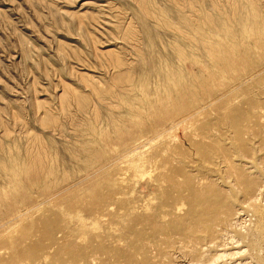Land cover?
Masks as SVG:
<instances>
[{
    "label": "rangeland",
    "instance_id": "1",
    "mask_svg": "<svg viewBox=\"0 0 264 264\" xmlns=\"http://www.w3.org/2000/svg\"><path fill=\"white\" fill-rule=\"evenodd\" d=\"M262 77L264 0H0V264L209 263L245 196L207 242L173 227L236 189L247 126L264 147ZM245 245L264 259V233Z\"/></svg>",
    "mask_w": 264,
    "mask_h": 264
},
{
    "label": "bare ground",
    "instance_id": "2",
    "mask_svg": "<svg viewBox=\"0 0 264 264\" xmlns=\"http://www.w3.org/2000/svg\"><path fill=\"white\" fill-rule=\"evenodd\" d=\"M237 4V3H235ZM250 41V40H248ZM257 42V41H256ZM253 71V70H252ZM253 73V72H252ZM236 74V73H235ZM261 74V73H260ZM262 76V75H261ZM246 77V76H245ZM244 76L239 78L237 81L239 83L242 82V79L245 78ZM264 78V77H262ZM234 79V78H233ZM250 79V77H249ZM259 80V79H258ZM258 80H256L258 82ZM261 80V78H260ZM255 81V83H256ZM253 82V81H252ZM246 83V82H245ZM250 84V83H248ZM258 83H256L255 85H257ZM244 85V83H243ZM247 85V84H246ZM253 85V84H251ZM242 85H240L241 87ZM250 86V85H249ZM248 87V85H247ZM244 88V87H243ZM249 88V87H248ZM228 87L226 86H222L221 89L218 90V92L216 93H213L211 95H209L206 99L204 100H201L197 103H195V108L194 111H193V114L197 117V120L204 116L206 114V112L208 111L209 112V108H213L212 106L210 107V105H213V103L215 102V100L217 99L218 97V94H222V95H225L228 91ZM242 89V88H241ZM245 89V88H244ZM253 89V88H252ZM237 90V89H236ZM247 90V89H246ZM249 90V89H248ZM235 91V90H234ZM252 91V90H251ZM261 91V90H260ZM250 92V91H249ZM205 93V92H204ZM234 93V92H233ZM232 93V94H233ZM248 93V92H247ZM229 94V93H228ZM227 94V95H228ZM239 94V93H238ZM221 95V96H222ZM231 95V94H230ZM259 96V95H258ZM223 97V96H222ZM225 97V96H224ZM223 97V98H224ZM226 98V97H225ZM228 98H229V95H228ZM259 98V97H258ZM194 100V99H193ZM219 100V98H218ZM220 100H222V98H220ZM226 100V99H225ZM240 100V98H239ZM254 100V99H253ZM261 100V99H259ZM223 101V100H222ZM230 101V99H229ZM220 102V101H219ZM218 103V101H217ZM226 106V105H225ZM235 106V105H234ZM227 107V106H226ZM252 107V106H251ZM219 108V107H218ZM232 108V107H231ZM184 109V108H183ZM191 109V108H190ZM220 109V108H219ZM224 109V107H223ZM226 109V108H225ZM230 109V108H229ZM228 110V108L226 109ZM226 110L224 112H226ZM229 111V110H228ZM220 113V111H218ZM223 112V111H222ZM221 112V113H222ZM209 114V113H208ZM224 114V113H223ZM226 114V113H225ZM224 114V116H225ZM230 114V113H229ZM259 114V113H258ZM223 116V117H224ZM248 116V115H247ZM194 117V116H193ZM223 117L221 119H223ZM228 117V116H227ZM210 118V116H209ZM226 118V117H225ZM224 118V119H225ZM247 118V117H246ZM263 118L261 117V115H256V118L255 120L258 121L259 119V122L260 119ZM205 119V118H204ZM248 119V118H247ZM228 120V118H227ZM225 120V121H227ZM253 120V119H252ZM204 121V120H203ZM221 121V120H220ZM223 122V123H226V122ZM247 121V120H246ZM209 122V121H208ZM251 122V121H248V123ZM201 123V122H199ZM247 123V124H248ZM197 124V123H196ZM251 124V123H250ZM198 125V124H197ZM222 125V124H221ZM220 125V126H221ZM249 125V124H248ZM196 126V125H195ZM231 126V125H230ZM250 126V125H249ZM224 127V126H222ZM213 128V127H212ZM208 129L207 132L208 133H213V130L214 129ZM229 128V127H228ZM252 127H246L244 130H245V135H247V137L245 136L248 140L245 142V158L246 160H248L247 162H245V167L242 166V164L240 166H238L239 164L236 163L237 167L238 168H241L240 171H244V176L241 178L239 177H235L233 176V181H232V186L233 188H236V189H231L230 191V194H228L227 196H223V195H218L216 196V194L212 197H207V198H202L198 201L195 202V204H200L201 206L199 207V211H197L196 213H190L189 216L187 217L188 220L191 221V226H188L186 228H177L176 226H174V230L175 231H178V233L182 236H190L191 238L197 240H205L207 237L209 239V236L210 234L212 233V227H211V220H212V217H214L215 215L217 216V212H219V210L223 209L225 214H228L230 213L231 211H233L234 208H237L239 205H240V202H241V197L244 198L243 196H245V199L244 201L242 202V205L243 206H239V208L237 210H235L234 213H231L229 214L230 217L229 219H226L223 221L222 225L219 227L218 229V235H219V238L217 240H213L209 243H207V246L203 247L201 246V248H198V251L199 253H201L200 256H204L202 255L203 253H209V252H213L214 253V256L212 258L211 256V260L209 263H206V264H220V262H222L223 264H264V259H263V256H262V253L259 251V249H257L259 252L256 253L255 256H251V255H248L247 256V252L248 250L246 249H242L243 245H245V241L248 237H252V235L256 234L258 236L262 235L264 233V157H259V156H255V152H256V155L257 153L260 152V149H264V147L260 146V147H256L258 148L257 151L255 149V152H254V149L251 145V142H252V136L253 134L251 133V129ZM221 130V129H220ZM226 130V129H224ZM223 131V130H221ZM227 131V130H226ZM217 132V131H216ZM227 134V133H226ZM233 134V132L231 133ZM168 135V134H167ZM216 135V134H215ZM230 135V134H228ZM256 135V134H255ZM259 135V134H258ZM263 135V134H261ZM226 136V135H225ZM234 136V134H233ZM242 136V137H243ZM196 137V136H195ZM199 137V136H198ZM202 137V136H201ZM216 137V136H215ZM220 136H217V138L219 139ZM216 138V139H217ZM230 138V136H229ZM256 138V137H254ZM164 139V138H163ZM204 139V138H203ZM212 139V138H211ZM214 139V138H213ZM231 139V138H230ZM242 139V138H241ZM240 139V140H241ZM244 139V138H243ZM261 139V138H260ZM264 139V138H262ZM261 139V140H262ZM227 140V138H226ZM233 140V139H232ZM256 140V139H254ZM169 141V140H168ZM245 140L242 141L241 145L243 144ZM263 141V140H262ZM130 142V141H129ZM136 142V141H135ZM218 142V140H217ZM223 142V141H221ZM219 141V145L221 144V147H222V143ZM227 142V141H226ZM233 142V141H232ZM258 142V141H257ZM191 143V142H190ZM163 144V143H162ZM183 144V143H182ZM211 144V143H210ZM259 144V142L257 143ZM256 144V145H257ZM190 145V144H189ZM192 145V144H191ZM202 145V144H201ZM204 145V144H203ZM214 145V144H213ZM212 145V146H213ZM218 145V144H217ZM217 145H214V146H217ZM229 145V144H228ZM237 146V144H235ZM234 145V147H235ZM260 145V144H259ZM263 145V144H262ZM138 147V146H137ZM193 147V146H192ZM195 147V146H194ZM224 147V146H223ZM227 147V145H226ZM233 147V148H234ZM239 146H237L238 148ZM242 147V146H241ZM244 147V146H243ZM242 147V148H243ZM255 147V146H254ZM214 148V147H213ZM219 148V146H218ZM228 148V147H227ZM205 149V148H203ZM216 149V147L214 148ZM222 150V148H220ZM135 150V149H134ZM206 150V149H205ZM217 150V149H216ZM220 150V151H221ZM228 150V149H227ZM230 150V149H229ZM239 150H241L239 148ZM242 149V151L240 153H242L244 151ZM172 151V150H171ZM207 151V150H206ZM205 151V152H206ZM214 151V150H213ZM218 151V150H217ZM219 151V153H220ZM135 152V151H134ZM138 152V151H137ZM208 152V151H207ZM210 152V151H209ZM222 152V151H221ZM127 153V152H126ZM125 153V154H126ZM133 153V152H132ZM202 153V152H201ZM218 153V152H217ZM226 153V152H225ZM172 154V153H171ZM200 154V153H199ZM216 154V153H215ZM221 154V153H220ZM223 154V152H222ZM227 154V153H226ZM233 156H234V152L231 153ZM264 154V153H263ZM150 155V154H149ZM182 155V154H181ZM193 156V155H192ZM217 156V155H215ZM213 155V157H215ZM223 156H228V155H224ZM262 156V155H261ZM126 157V156H125ZM179 157V156H178ZM197 157V155H196ZM219 157V156H217ZM227 158V157H226ZM225 158V159H226ZM229 158V157H228ZM235 158V157H234ZM237 158H238V155H237ZM236 158V159H237ZM241 158V157H240ZM123 159V158H122ZM125 159V158H124ZM144 156H138V158L136 157V159H133V161L130 163V165H132L135 169V171H139L138 169L142 168V165L145 163V160H144ZM185 159V158H184ZM187 159V158H186ZM190 159V158H189ZM204 159V158H203ZM209 159H212L211 157ZM219 159V158H218ZM224 159V158H223ZM243 159H244V156H243ZM121 160V159H119ZM159 160V158H158ZM213 160V159H212ZM232 160V158L229 159V161ZM177 161V160H176ZM184 161V160H183ZM192 161V160H191ZM216 161V160H215ZM234 161V160H232ZM242 161V159H241ZM263 161V162H262ZM182 162V161H181ZM195 162V161H194ZM205 162V161H204ZM203 162V163H204ZM212 162V161H211ZM220 163V161H218ZM217 162V163H218ZM237 162V161H235ZM110 163V162H109ZM179 163V162H178ZM200 163V162H199ZM207 163V162H206ZM213 163V162H212ZM216 163V164H217ZM225 163L227 164L226 160H225ZM140 164V165H139ZM169 164V163H168ZM181 164V163H180ZM194 164V163H193ZM215 164V162L213 163ZM223 164V162L221 163V165ZM146 165V164H145ZM201 165V164H200ZM212 165V164H211ZM219 165V168L220 166ZM250 165V167L248 166ZM123 166V165H122ZM125 166V165H124ZM131 166V168H132ZM168 166V165H167ZM215 166V165H214ZM218 166V165H217ZM224 166V165H223ZM233 166L234 163H233ZM112 167V166H111ZM199 167V166H198ZM216 167V166H215ZM229 167V165H228ZM227 167V168H228ZM237 167L235 166L234 168H231L233 169H237ZM256 170L252 173V169L254 170L255 168ZM119 168V167H118ZM190 168V167H189ZM218 168V167H216ZM222 168V167H221ZM227 168L225 170H227ZM105 169V168H104ZM130 169V168H129ZM137 169V170H136ZM163 169V168H162ZM206 169V168H205ZM251 169V171H249ZM152 170V169H151ZM185 170V169H184ZM202 170V169H201ZM258 170V171H257ZM112 171V170H111ZM125 171V170H124ZM149 171V170H148ZM193 171V170H192ZM239 171V172H240ZM257 171V172H256ZM109 172V171H108ZM133 172V171H132ZM205 172V171H204ZM213 172V171H212ZM223 172V171H222ZM139 173V172H138ZM137 173V174H138ZM149 173V172H148ZM230 173V172H229ZM126 174V173H125ZM140 174V173H139ZM189 174V173H188ZM209 174V173H208ZM207 174V175H208ZM233 174V172H232ZM236 174V173H235ZM241 172L239 173V176H240ZM186 175V174H185ZM237 175V174H236ZM242 175V174H241ZM149 176V175H148ZM216 176V175H215ZM145 177V176H144ZM220 177L222 176H219L218 179H220ZM230 177V176H229ZM124 178V177H122ZM225 178V177H223ZM221 178V179H223ZM241 180H239V179ZM199 179V178H198ZM205 179V178H204ZM230 179V178H228ZM96 180V179H95ZM225 180V179H224ZM223 180V181H224ZM100 181V180H99ZM163 181V180H162ZM181 181V180H180ZM118 182V181H117ZM191 182V181H190ZM204 182V181H203ZM217 182V181H216ZM222 182V181H221ZM220 182V183H221ZM225 182V181H224ZM223 182V183H224ZM227 182V181H226ZM91 183V182H90ZM202 184V183H201ZM227 183H225L226 185ZM230 184V183H228ZM99 185V184H98ZM204 185V184H203ZM222 185V184H221ZM229 187V185H226V187ZM236 186V187H234ZM237 186L240 188L241 187V190H238L237 189ZM223 187V186H222ZM225 187V186H224ZM223 187V188H224ZM225 187V188H226ZM231 187V185H230ZM201 188V187H200ZM199 188V189H200ZM86 189V188H85ZM228 189V188H226ZM82 190V189H81ZM179 191V190H178ZM229 191V190H228ZM106 192V191H105ZM135 192V191H134ZM197 192V191H196ZM91 194V192H90ZM242 194V195H241ZM249 194V195H248ZM134 195V194H133ZM193 195V198L195 199V192L193 191L192 193ZM67 196V195H66ZM131 197V196H130ZM126 198V197H125ZM97 199V198H96ZM193 199V200H194ZM105 200V199H104ZM116 201V200H115ZM195 201V200H194ZM123 205L121 202L119 203V205ZM120 208V207H119ZM182 208V207H181ZM180 209V208H179ZM178 209V210H179ZM106 210V209H105ZM177 210V211H178ZM222 210V211H223ZM140 211V210H139ZM144 211V210H143ZM135 212V211H134ZM223 212V213H224ZM120 214V213H119ZM223 214V216L225 215ZM220 215V214H219ZM159 217V216H158ZM154 218V217H153ZM152 218V219H153ZM221 218V217H220ZM156 220V219H155ZM79 224L81 226H84V221L82 219L81 216H79ZM216 227V226H215ZM160 230V228H159ZM161 231V230H160ZM151 233V232H150ZM217 235V234H216ZM202 238V239H200ZM172 240V239H170ZM196 242H199L198 240ZM206 242H207V239H206ZM204 243V242H202ZM201 243V244H202ZM206 244V243H205ZM196 245V244H195ZM246 246V245H245ZM254 246V245H253ZM203 247V248H202ZM171 248V247H170ZM186 248V246H185ZM144 249V248H143ZM88 250V249H87ZM184 250V249H183ZM261 250V249H260ZM182 251V250H181ZM74 252V251H73ZM72 252V253H73ZM190 252V251H189ZM194 252V251H193ZM10 253V252H9ZM191 253V252H190ZM212 253V254H213ZM198 254V253H197ZM12 255V254H10ZM193 255V254H192ZM206 255V254H205ZM132 256V255H131ZM154 256V255H153ZM191 256V255H190ZM196 256V255H195ZM200 256L198 258H200ZM14 257V256H12ZM95 257V256H94ZM15 258V257H14ZM46 258V257H45ZM207 258H210L209 256ZM32 259V258H31ZM46 260V259H45ZM163 260V259H162ZM199 260V259H198ZM201 260V259H200ZM28 261V260H27ZM44 261V260H43ZM196 261V260H195ZM206 261V260H205ZM200 262V261H199ZM26 263V262H25ZM95 263V262H94ZM197 264H202V263H198ZM204 264V263H203Z\"/></svg>",
    "mask_w": 264,
    "mask_h": 264
}]
</instances>
